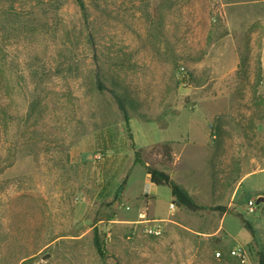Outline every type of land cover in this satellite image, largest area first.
<instances>
[{"label": "rangeland", "instance_id": "obj_1", "mask_svg": "<svg viewBox=\"0 0 264 264\" xmlns=\"http://www.w3.org/2000/svg\"><path fill=\"white\" fill-rule=\"evenodd\" d=\"M84 2L0 0V264H264V237L214 235L264 216V0ZM146 166L204 207L161 187L160 237Z\"/></svg>", "mask_w": 264, "mask_h": 264}, {"label": "trees", "instance_id": "obj_2", "mask_svg": "<svg viewBox=\"0 0 264 264\" xmlns=\"http://www.w3.org/2000/svg\"><path fill=\"white\" fill-rule=\"evenodd\" d=\"M79 3V6L84 14H86V6L84 0H77ZM118 107L120 111L122 112L125 120H129V111L127 109V103L121 96L114 94ZM155 151L159 154L161 157V163L164 166L167 167H174L176 163V153L174 149L173 143H163L156 146ZM141 152L135 151V164H142V157L140 156ZM146 175L149 181L157 184V185H165L169 186L171 188L172 195L176 198L178 202L181 203L182 206H185L191 210H200L204 208L201 205H198L192 197L188 194L187 191H185L181 186H179L177 183H175L169 174H167L164 171L158 170L156 168H152L150 166H146ZM131 171L127 174L126 178L123 180V182L119 185L116 193H115V200L120 199L122 194L125 192V188L127 185V180L129 178ZM247 227L250 229L251 233L253 234L254 230L252 226L247 222ZM96 246L98 247V250L100 253H102V249L99 246V243L96 239L95 241ZM263 261V256L261 257V262Z\"/></svg>", "mask_w": 264, "mask_h": 264}, {"label": "crops", "instance_id": "obj_3", "mask_svg": "<svg viewBox=\"0 0 264 264\" xmlns=\"http://www.w3.org/2000/svg\"><path fill=\"white\" fill-rule=\"evenodd\" d=\"M208 139H209V137H208ZM208 141L209 140L206 141L204 146L208 145ZM173 145H174V143H173ZM174 148H175V146H174ZM176 158H177L176 163H175L174 167H172V168L177 167V165L179 163V158H178L177 155H176ZM160 170L166 172L167 174H171V179L174 180V174H173L172 170L168 171L167 168H165V167H161ZM164 186L165 185H157V184L149 181L148 178H147V175H146V180H145L143 192L138 194V196L135 197V198H136V200L138 202L141 203V205L145 204V202L148 201V205L149 206H147V209H150V213H151V218L152 219L153 218H155V219H163V220L165 219L167 221L168 220L167 217L164 218L163 216H159L160 213L157 212V210L155 209V204H154V202H156V200H157L156 196L158 195V193L160 191V188L164 187ZM125 192H127V190H125ZM126 194L127 193H125V195ZM142 196L145 198L146 201L144 199H140ZM172 200L176 202V198L173 195H172ZM127 205H129V203ZM130 207L131 208L134 207L136 210L141 209V208H138L136 206H130ZM145 210L146 209L139 210L138 213L143 212ZM159 217H161V218H159ZM226 217H227V215L224 214L222 219H224V218L226 219ZM128 222H131V220H129V219H121V220L118 221L117 225L119 227L125 228V227H128V224H130ZM252 227H253V230H254L253 234L247 228H245L243 225H236V227L234 226L233 229H229L225 233L222 232L220 230V228H219L218 230H216L214 235H216V236L219 235L221 237H238V240H241L240 239L241 237H264V216L263 217H255L254 221L252 222Z\"/></svg>", "mask_w": 264, "mask_h": 264}, {"label": "built area", "instance_id": "obj_4", "mask_svg": "<svg viewBox=\"0 0 264 264\" xmlns=\"http://www.w3.org/2000/svg\"><path fill=\"white\" fill-rule=\"evenodd\" d=\"M182 74H183L184 80H186L185 77L187 76V72L185 68H182ZM256 205H257L256 200L249 201L248 212L250 214H253L256 212L257 210ZM169 208L172 212H174L178 209V204L175 201H173L170 203ZM139 217L141 218V220H143L142 222L145 224L144 230L147 235L155 236V237H160L163 235L164 228H163V225L161 224L163 220L147 218L146 210L143 212H140ZM229 254L233 257L239 258L242 261V263L246 264V253L242 247H236V248L231 249ZM217 256H221V253L220 252L217 253Z\"/></svg>", "mask_w": 264, "mask_h": 264}, {"label": "water", "instance_id": "obj_5", "mask_svg": "<svg viewBox=\"0 0 264 264\" xmlns=\"http://www.w3.org/2000/svg\"><path fill=\"white\" fill-rule=\"evenodd\" d=\"M178 206L181 207V203L176 201ZM257 204H261V203H264V197H259L256 201ZM50 255H47L46 257H44V259H47Z\"/></svg>", "mask_w": 264, "mask_h": 264}]
</instances>
